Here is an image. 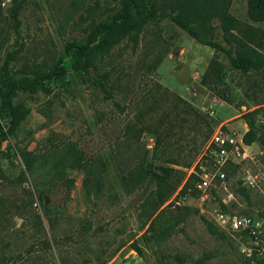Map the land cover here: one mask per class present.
I'll return each instance as SVG.
<instances>
[{"label": "rangeland", "instance_id": "obj_1", "mask_svg": "<svg viewBox=\"0 0 264 264\" xmlns=\"http://www.w3.org/2000/svg\"><path fill=\"white\" fill-rule=\"evenodd\" d=\"M118 4L0 0V71L8 57V70L18 79L51 71L64 60L66 45L86 43L98 23L114 17ZM246 6L247 0H230L226 10L263 34L264 21L252 22ZM210 24L213 38L224 44L219 20L214 17ZM213 59L222 66L221 81L207 83L203 78ZM93 63L91 79L71 70L64 82L19 91L14 98L18 124L0 140V264H264V71L231 70L224 53L191 37L162 11L135 41L126 36ZM176 97L207 124L193 128L178 119L171 131L170 153L181 163L164 165L179 171L171 174L172 183L181 180L159 208L167 211L155 221L159 210L147 218L144 203L155 183L147 178L127 192L120 175L140 159L162 173V162L153 156L155 131H136L140 123L135 116L153 105V119ZM249 120L262 139L245 144L244 158L228 164L225 177L206 192L195 187V177L184 187L210 137L204 140V135L221 127L243 136ZM67 147L81 161L104 162L100 189L94 183L87 192L85 170L62 156ZM25 152L37 157L34 174L26 170ZM57 158L73 185L49 181L48 170ZM43 207L54 218L52 230ZM179 208L186 212L179 214ZM35 213L46 235L55 239L51 248L44 246ZM220 213L247 218L250 228L232 230L219 220ZM168 221L170 227L156 239Z\"/></svg>", "mask_w": 264, "mask_h": 264}, {"label": "trees", "instance_id": "obj_2", "mask_svg": "<svg viewBox=\"0 0 264 264\" xmlns=\"http://www.w3.org/2000/svg\"><path fill=\"white\" fill-rule=\"evenodd\" d=\"M230 0H119L118 10L110 21H102L98 23L93 29L89 40L84 43H69L65 48V57L54 69L49 72L36 74L33 77L15 78L8 70V60H5L0 71V140H5L10 134H13L18 122L14 106V98L19 91L33 92L41 86H49L50 83H57L65 81L66 74L71 70L77 71L81 77L91 79L90 68H94V60L97 56L108 53L116 44L122 41L126 36L135 41L143 27L151 22L152 19L162 11L167 14L169 18L181 29L186 31L191 37L197 41L209 45L214 48L215 52L224 53L228 65L231 70H239L244 74L250 72L264 71V32L259 33V29L254 25L243 22L227 12L226 8ZM167 8H169L168 11ZM246 14L252 22L264 21V0H247ZM216 17L219 20L221 37L224 41L222 44L217 39H214L213 30L210 20ZM222 66L220 62L213 59L208 64L205 74L204 82L212 80L214 83L221 81L220 74ZM103 78H106L104 75ZM68 81H66L67 83ZM98 83L104 90V83L99 80ZM216 94L224 100H229L221 91H216L215 85H209ZM167 92V91H165ZM171 106L163 109L159 115L152 119L151 110L153 105L148 106L143 112H139L135 117L136 121L140 123V127L136 131H143V128L152 130L155 136L154 154L156 159L162 163L158 165L161 174L146 168L144 161L140 157V161L135 167L130 166L125 168L120 175V179L126 191L130 192L136 187H139L148 178L153 181L156 187L147 195L144 203L148 202L147 218H151L156 211L169 198L176 184L181 180L179 176L175 183L170 181L172 173H176L173 167H167L164 164H180L181 162L173 157L170 153V133L173 130L178 119L184 122L193 123V128L200 122H205V119L194 110L189 104H186L180 97L174 98ZM181 103L183 107H181ZM151 119V120H148ZM144 122V123H143ZM196 123V124H195ZM253 121L249 120L248 130L243 134V141L249 145L256 140H261L262 135L258 136L254 130ZM207 124V123H206ZM135 122L128 123L127 127H134ZM163 127V128H162ZM130 128L127 129V131ZM210 136V131L204 135V140ZM139 139V134L136 138ZM159 154V155H158ZM158 155V156H157ZM64 160H69V164L83 168L85 170V187L87 192L93 188L94 183L97 185L96 190L100 189L101 179L99 174L102 173L100 168L105 167L104 162L95 164L92 160L81 161L80 157L75 155L72 148L67 147L66 152L63 153ZM24 163L26 170L34 174L37 169V157L33 156L31 152H25ZM98 160V159H97ZM60 159L53 162V165L48 170L49 181L52 184L62 185L66 187L73 185V179L62 175V170L59 168ZM226 168H224L225 170ZM181 173V172H180ZM195 176H189L184 184L188 187L191 179ZM183 187V188H184ZM34 191L37 192V197L41 199V194L38 192L36 186L32 185ZM43 213L48 220L49 226L54 229V218L48 213V208L43 207ZM167 209H162L157 212L155 217L158 219L163 215ZM171 214H175L174 211ZM186 209H180L178 213H184ZM177 213V214H178ZM36 223L40 225L43 230L44 246L51 248L55 242L53 237H48L45 233V228L41 216L38 213L34 214ZM153 220V222H154ZM156 221V220H155ZM209 228L211 224L205 221ZM153 223L149 226L152 228ZM171 222L168 221L166 225L160 229L156 239H161L163 234L170 227ZM42 238V237H41ZM136 248L139 249L135 245ZM140 250V249H139Z\"/></svg>", "mask_w": 264, "mask_h": 264}, {"label": "built area", "instance_id": "obj_3", "mask_svg": "<svg viewBox=\"0 0 264 264\" xmlns=\"http://www.w3.org/2000/svg\"><path fill=\"white\" fill-rule=\"evenodd\" d=\"M245 143L242 135L236 131H225L216 128L201 151L198 160L189 168L187 177L195 176V187L206 192L215 182L225 177L224 168L228 164L239 162L245 155ZM219 220L226 223L232 230L250 228L247 218L218 214ZM121 264H126L121 262Z\"/></svg>", "mask_w": 264, "mask_h": 264}]
</instances>
